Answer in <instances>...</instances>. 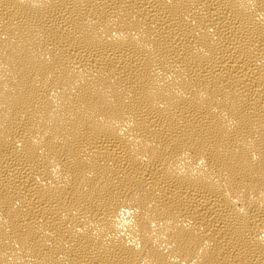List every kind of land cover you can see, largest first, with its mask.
<instances>
[{"label":"bare ground","instance_id":"1","mask_svg":"<svg viewBox=\"0 0 264 264\" xmlns=\"http://www.w3.org/2000/svg\"><path fill=\"white\" fill-rule=\"evenodd\" d=\"M0 264H264V0H0Z\"/></svg>","mask_w":264,"mask_h":264}]
</instances>
